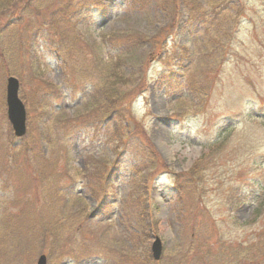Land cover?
<instances>
[{
  "label": "rangeland",
  "instance_id": "374dc122",
  "mask_svg": "<svg viewBox=\"0 0 264 264\" xmlns=\"http://www.w3.org/2000/svg\"><path fill=\"white\" fill-rule=\"evenodd\" d=\"M195 1L197 23L170 27L152 2L102 0L69 23L78 54L39 17L19 24L28 50L0 64V264H219V245L252 254L258 242L264 257V0ZM102 56L131 81L114 86L121 119L104 118ZM11 75L22 138L6 119ZM196 248L208 260H191Z\"/></svg>",
  "mask_w": 264,
  "mask_h": 264
},
{
  "label": "trees",
  "instance_id": "16d2710c",
  "mask_svg": "<svg viewBox=\"0 0 264 264\" xmlns=\"http://www.w3.org/2000/svg\"><path fill=\"white\" fill-rule=\"evenodd\" d=\"M102 0H0V18L2 16H5L6 19L3 23H0V56L4 58L2 54L3 51H7V59H0L1 65L6 60L11 61L16 57L11 56L12 50L17 47V51L19 49L22 50H28L26 49L24 45H22V30L19 31V24L24 23V19L28 21H33V17L37 16L39 19L36 20V22L40 21V24L42 26L46 24L45 29L37 27V30H47L48 35L53 38V43L57 47H60L61 50L63 48L65 49V52L67 54L66 49H69V51H74L76 54L79 53V47L74 46L75 37L73 36L72 31L74 23L72 25H69V23L77 17L78 15L87 14L89 11L92 10V8L96 9L99 8L101 5ZM133 3H136L140 8H145V5L149 2H152L154 4V7L156 9H159L165 14H167L170 18V24L169 26L172 27V25H184L185 23L193 26L197 23V14L200 12V9L202 7L201 4L196 2L195 0H132ZM225 1L224 3L229 4L230 0H222ZM239 2L232 4L231 6L233 8H238V10L243 7V4H239ZM238 6V7H237ZM185 15V20H184ZM187 17V20H186ZM183 20V21H182ZM39 24V25H40ZM173 25V27H174ZM28 27L25 26L24 31ZM31 31V30H30ZM36 32V30L34 31ZM75 33V32H74ZM135 37V41L137 42H144L149 41L151 45L155 44L154 37H147L144 34L135 33L133 35ZM131 36H127L126 34L120 35V39H122V45L128 46V43H130V40L133 39ZM154 39V41H152ZM100 47H102L100 45ZM32 48V46H30ZM12 49V50H11ZM180 51L182 52V55H185L186 49L183 47H179ZM91 50V49H90ZM19 53V52H18ZM17 54V53H16ZM15 54V55H16ZM160 52L158 55L160 56ZM14 55V56H15ZM20 55V53H19ZM72 56V55H70ZM25 62L32 61V58H28L27 56L24 58ZM103 59V68L102 70V79L105 81L107 87L104 88L102 91V94L100 95L101 98L105 99L102 103L103 105V113L106 112L105 119H108L112 117V119H121L123 115L120 113L121 107L119 106L120 102L123 100V93L120 92L115 93V85H129L131 81L124 80L127 77L123 74L116 73L117 68H119L116 59H111L105 56H102ZM28 60V61H27ZM101 60V57H97L95 54L91 56V62L89 64L92 71H98V67H102L99 62ZM115 60V61H114ZM17 75L18 72L14 71ZM110 77V78H109ZM170 77V76H169ZM103 87V85H102ZM100 85V88H102ZM43 103L46 104L45 100H41ZM36 103V102H35ZM100 104V103H98ZM37 105V104H35ZM100 108V107H99ZM96 109L97 111H100ZM95 113V112H94ZM86 116V115H85ZM87 118H91L90 115H87ZM98 116L95 113V119ZM126 126L129 124L128 120H124ZM189 174L193 175L195 174L194 170H190ZM264 212V205L262 207V213ZM146 218H140L138 221L139 228L141 230V234H147L146 230L148 228V225L146 227L142 226L141 224H145L144 220ZM146 221V220H145ZM156 221V220H154ZM259 245V242L256 243ZM256 244L253 247V250L250 248V250L253 252L252 254H249L247 252L245 253H235L232 254L235 249L231 247L229 250L222 246H218V251L216 253V258L219 260V264H264V257L260 255L259 251L255 248L257 247ZM207 247V246H206ZM192 251H189V256L191 257V260L199 261L203 260L205 258H209L210 252L196 248L191 249ZM208 260V259H204ZM205 263V262H204ZM207 264H211V262H207Z\"/></svg>",
  "mask_w": 264,
  "mask_h": 264
},
{
  "label": "water",
  "instance_id": "95a60500",
  "mask_svg": "<svg viewBox=\"0 0 264 264\" xmlns=\"http://www.w3.org/2000/svg\"><path fill=\"white\" fill-rule=\"evenodd\" d=\"M18 82L15 78L10 77L6 86V106H7V118L11 124L13 134L16 137H21L25 134V109L23 103L17 97ZM152 253L155 259L160 254V242L156 238L152 244ZM45 256L40 255L37 264H45Z\"/></svg>",
  "mask_w": 264,
  "mask_h": 264
}]
</instances>
